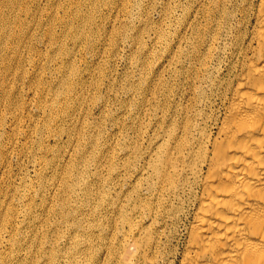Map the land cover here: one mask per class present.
I'll use <instances>...</instances> for the list:
<instances>
[{
  "label": "bare ground",
  "instance_id": "obj_1",
  "mask_svg": "<svg viewBox=\"0 0 264 264\" xmlns=\"http://www.w3.org/2000/svg\"><path fill=\"white\" fill-rule=\"evenodd\" d=\"M0 264H264V0H0Z\"/></svg>",
  "mask_w": 264,
  "mask_h": 264
},
{
  "label": "rangeland",
  "instance_id": "obj_2",
  "mask_svg": "<svg viewBox=\"0 0 264 264\" xmlns=\"http://www.w3.org/2000/svg\"><path fill=\"white\" fill-rule=\"evenodd\" d=\"M60 14V13H59ZM151 18L154 20V21H156L157 20V14L156 13H153L152 15H151ZM108 30V29H107ZM124 62L122 61V60H119V61H117L115 64H114V69H115V71H116V77H114V79H113V83L114 82H119L120 81V79H119V76L125 71V69H124V67H125V64H123ZM120 95V94H119ZM118 101H124V103H126L127 102V98H125V97H123L122 95H120V96H118ZM92 114H95V112H91ZM93 118H95V115H94V117ZM105 127H106V129L103 131V133L107 136V134H108V132H109V130H110V126L109 125H105ZM104 134H102L103 135V137H105V135ZM129 136L130 137H133V134L132 133H129ZM140 143H142V145L143 146H145L146 144H145V142H141V141H139L138 142V144H140ZM24 177H25V182H26V184H28V185H32V184H34L35 183V178H34V174H33V171L30 169V168H28L27 169V171L26 172H24V175H23ZM14 203L15 204H17V206H16V208L19 210L26 202H25V200H22V199H20V200H15L14 201ZM15 224L16 225H20V224H23L24 223V218L22 217V216H20L19 218H17L15 221ZM63 244H59L58 245V249H60L61 251H63L61 248H63Z\"/></svg>",
  "mask_w": 264,
  "mask_h": 264
}]
</instances>
